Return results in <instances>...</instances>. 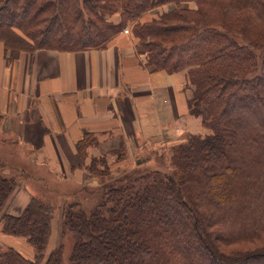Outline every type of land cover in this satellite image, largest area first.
Returning <instances> with one entry per match:
<instances>
[{"label":"trees","instance_id":"1","mask_svg":"<svg viewBox=\"0 0 264 264\" xmlns=\"http://www.w3.org/2000/svg\"><path fill=\"white\" fill-rule=\"evenodd\" d=\"M128 26L146 66L184 74L189 112L210 133L173 149L174 172L75 188L92 206L63 203L51 250L54 207L33 196L5 213L17 182L0 173V232L33 250L27 259L0 247V264H64L66 235L65 264H264V0H0L8 65L37 50H104ZM94 142H77L81 159ZM85 167L98 178L109 169L104 157Z\"/></svg>","mask_w":264,"mask_h":264},{"label":"crops","instance_id":"2","mask_svg":"<svg viewBox=\"0 0 264 264\" xmlns=\"http://www.w3.org/2000/svg\"><path fill=\"white\" fill-rule=\"evenodd\" d=\"M148 19L146 15L141 21ZM142 52L135 37L121 32L104 50H37L8 65L0 42V134L23 148L22 158L32 168L62 173L52 178L56 190L75 189L80 181L71 173L78 177L86 171L91 157L117 150L134 153L147 142L169 138L190 116L186 79L182 72L167 74L146 66ZM86 134L95 142L82 160L76 144ZM13 166L0 159L5 175L20 172ZM39 178L45 183L51 179L46 174ZM33 181L42 184L41 179L20 178L5 213L22 212L35 194ZM55 226L50 250L56 247H51ZM22 239L0 232L2 246Z\"/></svg>","mask_w":264,"mask_h":264},{"label":"rangeland","instance_id":"3","mask_svg":"<svg viewBox=\"0 0 264 264\" xmlns=\"http://www.w3.org/2000/svg\"><path fill=\"white\" fill-rule=\"evenodd\" d=\"M194 4L187 3L184 5V7H193ZM165 10V8H163ZM162 10V11H163ZM149 18L152 16L150 14H147ZM128 29V33L132 34V29L130 26L126 27ZM186 86L188 87L187 83ZM189 90V88H187ZM189 99L190 91L187 93ZM205 118H208V109L207 107L200 106L199 107ZM190 116L188 117L187 121L185 123H182L184 127H182L179 132H174L173 134H168V137L165 136L163 141L158 142L154 141L147 142L142 146V149H140L138 152H127L126 150H117L115 152L110 151V155H103L96 158L104 157L106 159V164L109 166V169L107 170L108 173L106 174V177L104 178H98L95 175L89 174L88 170L85 168L86 171L82 172L77 177V173H71L72 176L76 177L78 181H80L79 185L77 184L76 188H81L84 185L91 186V185H98L100 180L101 182H106V184L111 183V181L114 178H117L119 173L122 171L131 172L132 170H136L138 172H142V170H161L166 172H174L175 167L174 163L171 160L173 149H175L179 144L185 142V140L191 136V135H198V136H205L210 133V131L203 127L201 124L202 118L196 115H193L191 112H189ZM167 138V139H166ZM77 151V150H76ZM78 153V152H77ZM24 154L23 148L18 145L15 141L6 139V137L2 136L0 134V157L3 158L7 163H10L15 168H21L18 169L20 172H12L10 175L15 179V182H17L15 185L18 186V182L20 181V178L30 177L34 179H41L42 184H37L35 181H33L34 184V197L45 200L49 202L55 209L54 211V223L57 225L55 226V234L53 238V242L51 244V247L58 246L60 242V233H61V208L64 202H79L82 204V207L84 209H89L90 206H92V203L85 200L84 197H86L88 194L79 192L75 193V195H70L75 190L73 187L70 188H60L58 190L55 189V187L52 185L54 184V180L52 178L61 177L62 173L58 175V173H53L52 171H45L43 169L37 170L36 168H32L33 166L30 164H27V159L22 158V155ZM87 157V154H86ZM0 158V159H1ZM93 158V157H91ZM90 158V159H91ZM85 159V158H84ZM82 159V160H84ZM90 159L87 160V165H89ZM86 165V166H87ZM100 169L102 166L99 167ZM75 169V168H74ZM43 170V171H42ZM6 171H3V169L0 168V173L6 174ZM74 172V171H73ZM46 174L51 179L48 181V183H45V180L42 178H39L41 175ZM68 176L69 173H64ZM57 175V176H56ZM77 181V182H78ZM16 186V187H17ZM73 189V191H72ZM64 193V194H62ZM70 195V196H68ZM60 196H64L65 199L63 202L60 200L62 199ZM92 197V196H91ZM57 216V218H56ZM58 219V220H55ZM5 235V234H4ZM9 236V235H8ZM14 237V236H13ZM19 239H22L20 237H16ZM25 239L17 240L14 244H12L10 241H7L6 244L8 246H2L3 244L0 243V247L2 249L5 248H12L20 252L22 256H24L27 259H30L33 257L32 252L30 251V248L25 244ZM64 245V252H63V263L65 264L67 261V258L71 252V244L72 239L71 236L66 235L63 240L61 241ZM50 250V248L48 249Z\"/></svg>","mask_w":264,"mask_h":264},{"label":"built area","instance_id":"4","mask_svg":"<svg viewBox=\"0 0 264 264\" xmlns=\"http://www.w3.org/2000/svg\"><path fill=\"white\" fill-rule=\"evenodd\" d=\"M125 32L127 33V30H125Z\"/></svg>","mask_w":264,"mask_h":264}]
</instances>
